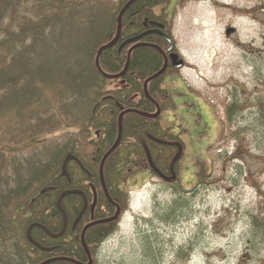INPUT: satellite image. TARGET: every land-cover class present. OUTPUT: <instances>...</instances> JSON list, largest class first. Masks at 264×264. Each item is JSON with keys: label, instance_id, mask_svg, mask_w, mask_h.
<instances>
[{"label": "trees", "instance_id": "1", "mask_svg": "<svg viewBox=\"0 0 264 264\" xmlns=\"http://www.w3.org/2000/svg\"><path fill=\"white\" fill-rule=\"evenodd\" d=\"M127 1L0 0V264H39L53 257L85 263L80 232L90 221L88 209L74 225L83 205L81 193L92 202L95 188L94 219L114 214L115 207L100 186L99 162L116 139L122 110L155 112L154 104L143 94V82L163 64L154 48L137 47L123 76L108 79L96 69V52L114 37L117 15ZM165 2L136 0L127 9L118 42L99 56L104 73L122 71L133 44H121L137 36L144 18L151 19L152 9ZM162 80L163 75L147 86L161 111L166 98ZM118 81L124 85L114 87ZM159 117L127 113L120 144L104 163L106 187L122 211L126 205L124 181L131 171L159 177L148 156L159 172L169 175L177 146L154 139L182 144L168 128L161 127ZM68 125L76 129L60 132ZM68 154L73 159L66 163L64 173L62 164ZM230 158L243 160V155L237 151ZM204 171L201 168L198 173L200 182L201 176L208 175ZM62 193L66 229L62 235L50 237L40 226L53 234L61 231L63 216L56 203ZM176 207V202L170 204L167 216ZM261 209L252 214V222L264 230V204ZM116 223L95 224L86 231L85 241L93 258ZM31 224H37L31 227L30 237L38 246L26 236Z\"/></svg>", "mask_w": 264, "mask_h": 264}, {"label": "rangeland", "instance_id": "2", "mask_svg": "<svg viewBox=\"0 0 264 264\" xmlns=\"http://www.w3.org/2000/svg\"><path fill=\"white\" fill-rule=\"evenodd\" d=\"M167 1L186 62L164 73L158 115L182 141L176 177L128 174L125 208L92 264H264V230L252 222L264 204V0ZM237 151L243 160L230 158Z\"/></svg>", "mask_w": 264, "mask_h": 264}, {"label": "water", "instance_id": "3", "mask_svg": "<svg viewBox=\"0 0 264 264\" xmlns=\"http://www.w3.org/2000/svg\"><path fill=\"white\" fill-rule=\"evenodd\" d=\"M136 0H128L125 5L121 8V10L119 11L118 15H117V26H116V33L114 35V37L106 44L100 46L96 52V56H95V60H94V64H95V67L96 69L98 70V72L105 78H108V79H117L121 76H123L125 74V72L127 71V68H128V65H129V62H130V55H131V52L137 48V47H140V46H149V47H152L154 49H156L163 57H164V62L161 66V68L155 72L154 74H152L151 76H149L148 78H146L143 82V94L144 96L154 104L156 110L155 112L153 113H148V112H144V111H139V110H136V109H125V110H122L119 115H118V120H117V136H116V139L114 141V143L110 146V148L103 154V156L101 157V160L99 162V167H98V175H99V182H100V185H101V189L103 191V194L105 195L106 199L108 200L109 203H111L113 206H115L116 210H115V214L112 216V217H109V218H105V219H101V220H93V215H91V222L86 224L81 232H80V244L85 252V255H86V259H87V262L86 263H83V262H80V261H77L75 259H72V258H67V257H54V258H50V259H46L42 262H40L39 264H49L51 262H54V261H68V262H71L73 264H92L93 263V260H92V257H91V253H90V250L86 244V241H85V233L87 231V229L89 227H91L92 225H95V224H98V223H105V222H109V221H113L116 216L119 214V207L118 205L111 199L109 193H108V190L106 188V185H105V181H104V177H103V166H104V163L105 161L107 160V158L117 149V147L119 146L120 144V141H121V138H122V130H123V117L127 114V113H135V114H138V115H141V116H144L146 118H156L158 117V115L160 114V108H159V105L158 103L152 99V97L149 95L148 91H147V84L154 80L155 78L159 77L160 75H162L165 70H166V67H167V59H166V56L164 54V52L156 45H153V44H147V43H140V42H137L135 44H133L130 49L128 50L127 52V55H126V62H125V65L122 69V71L118 74H106L104 73L100 66H99V56L101 55V53L108 49V48H111L113 47L119 37H120V32H121V27H122V16L123 14L127 11V9L135 2ZM140 38V35H137V36H134L132 38H129L127 39L126 41H124L122 44H121V47L125 44H129V43H134L136 42L138 39ZM170 44H171V41H170ZM169 49H171V45L169 47ZM172 61H173V65L174 67H181L183 65V60L182 59H178V55L174 54L172 57ZM175 59H178L177 62ZM154 141L156 143H159V144H166V145H176L177 146V151L175 153V155L173 156V158L171 159L170 161V164H169V173L170 175L169 176H166L164 175L163 173L159 172L155 167H154V164L151 160L150 157H148V162H149V165L151 166V169L160 177L162 178L164 181L166 182H171L175 179L176 177V173L174 171V164L175 162L178 160V158L180 157L181 155V152H182V146L180 145V143L178 142H167V141H162V140H158V139H154ZM73 159V157L68 154L64 160H63V164H62V171L65 173L66 172V163ZM93 193H94V199H93V202L91 203V212H93V209L95 207V202H96V195H95V192H94V189H93ZM65 193H62L58 200H57V208L59 209V211L61 212L62 216H63V225H62V230L57 233V234H53L51 232H49L45 227L43 226H40L50 237H58L60 235H62L65 231V228H66V222H67V219H66V215L61 207V204H60V201L61 199L63 198ZM33 225H37V224H32L31 226L28 227L27 229V233H26V236L27 238L29 239L30 242H32L33 244L37 245L38 244L36 242H34L31 237H30V229Z\"/></svg>", "mask_w": 264, "mask_h": 264}, {"label": "flooded vegetation", "instance_id": "4", "mask_svg": "<svg viewBox=\"0 0 264 264\" xmlns=\"http://www.w3.org/2000/svg\"><path fill=\"white\" fill-rule=\"evenodd\" d=\"M180 1V0H178ZM168 1L164 4H160V5H156L152 11H153V17L151 19L149 18H144V21H143V29L140 31L139 34L137 35H140V38L138 39L137 42H140V43H147V44H153V45H156L158 46L165 54L166 56V59H167V67H166V70L164 73L166 72H176V70H179L180 68H182L186 62L184 61L182 55L179 53V51L177 50L176 48V45L174 44L175 43V40L172 36V31H171V22H170V18H168V16L166 15L167 14V11L170 10V4L168 5ZM157 7H160L162 9V12L161 13H155L154 12V9L157 8ZM120 38V37H119ZM119 40V39H118ZM146 40H149V41H146ZM150 41H155V43H151ZM170 41H171V44H170ZM118 42V41H117ZM134 44V43H132ZM171 45V49H169ZM140 47H149V46H140ZM163 47V48H162ZM156 50V49H155ZM176 54L178 55V59H182L183 60V65L181 67H174L173 65V61H172V56ZM161 55V54H160ZM162 56V55H161ZM162 59H163V62H164V57L162 56ZM178 59H175L176 62ZM170 68V69H169ZM168 69L170 71H168ZM162 74L163 75V80H162V84H163V81H164V76L165 74ZM160 75V76H162ZM148 86V84H147ZM148 91V90H147ZM153 99V98H152ZM156 101V100H155ZM157 102V101H156ZM158 103V102H157ZM159 105V104H158ZM160 108V106H159ZM161 110V109H160ZM161 113V112H160ZM79 164V163H78ZM87 184H89L90 188L92 189L93 186L92 184L87 181L86 182ZM107 188V187H106ZM108 190V189H107ZM95 191V189H94ZM96 192V191H95ZM109 193V191H108ZM110 194V193H109ZM81 198H82V201H83V205H82V209L80 210L79 212V215L77 216L75 222H74V225L78 222L80 216L83 215V213L88 209L89 210V219L90 221L88 223L91 222V215L94 214V209H93V212H91L90 208H91V202L88 201L87 197L85 196V194L81 193ZM94 196V195H93ZM96 197H97V193H96ZM113 200V199H112ZM114 201V200H113ZM115 202V201H114ZM118 207H119V214L116 216V218L113 220L114 222L116 221L118 223L119 219H120V216L122 215V210H121V206L115 202ZM112 205V204H111ZM115 207V206H114ZM116 210V208H115ZM115 210H114V214H115ZM65 213V212H64ZM113 214V215H114ZM112 215V216H113ZM110 216V217H112ZM106 218H109V217H106ZM102 219H105V218H102ZM93 220H97V219H94V215H93ZM113 221H109L107 223H110V222H113ZM86 223V224H88ZM116 223V224H117ZM85 224V225H86ZM99 224V223H98ZM63 225V223H62ZM66 225H67V222H66ZM84 225V226H85ZM83 226V227H84ZM93 226V225H92ZM82 227V228H83ZM90 228V227H89ZM66 229V228H65ZM62 230V228H61ZM82 230V229H81ZM88 230V229H87ZM59 233V232H58ZM54 258V257H53ZM73 259V258H72ZM76 260V259H75ZM78 261V260H77ZM87 262V261H86ZM85 262V263H86ZM84 263V262H83Z\"/></svg>", "mask_w": 264, "mask_h": 264}, {"label": "bare ground", "instance_id": "5", "mask_svg": "<svg viewBox=\"0 0 264 264\" xmlns=\"http://www.w3.org/2000/svg\"><path fill=\"white\" fill-rule=\"evenodd\" d=\"M148 157H150V156H148ZM150 158H151V157H150ZM176 162H177V161H176ZM176 162H175V163H176ZM174 165H175V164H174ZM31 225H32V224H31ZM31 225H30V226H31ZM30 230H31V229H30Z\"/></svg>", "mask_w": 264, "mask_h": 264}, {"label": "crops", "instance_id": "6", "mask_svg": "<svg viewBox=\"0 0 264 264\" xmlns=\"http://www.w3.org/2000/svg\"><path fill=\"white\" fill-rule=\"evenodd\" d=\"M183 87H186L185 85H184V83H183V85H182ZM187 89V88H186Z\"/></svg>", "mask_w": 264, "mask_h": 264}]
</instances>
